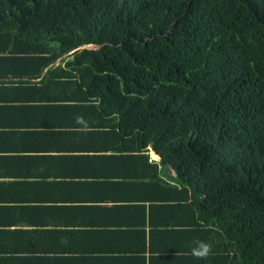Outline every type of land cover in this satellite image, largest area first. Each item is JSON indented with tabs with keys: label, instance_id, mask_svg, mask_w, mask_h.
<instances>
[{
	"label": "trees",
	"instance_id": "1",
	"mask_svg": "<svg viewBox=\"0 0 264 264\" xmlns=\"http://www.w3.org/2000/svg\"><path fill=\"white\" fill-rule=\"evenodd\" d=\"M0 35L71 55L194 191L200 264H264V0H0Z\"/></svg>",
	"mask_w": 264,
	"mask_h": 264
},
{
	"label": "crops",
	"instance_id": "2",
	"mask_svg": "<svg viewBox=\"0 0 264 264\" xmlns=\"http://www.w3.org/2000/svg\"><path fill=\"white\" fill-rule=\"evenodd\" d=\"M70 56L0 35V264H200L194 191Z\"/></svg>",
	"mask_w": 264,
	"mask_h": 264
},
{
	"label": "clouds",
	"instance_id": "3",
	"mask_svg": "<svg viewBox=\"0 0 264 264\" xmlns=\"http://www.w3.org/2000/svg\"><path fill=\"white\" fill-rule=\"evenodd\" d=\"M82 120V117H77V121L79 122ZM210 245L207 244L206 242H200V249H199V254L204 255L207 254V252L210 250Z\"/></svg>",
	"mask_w": 264,
	"mask_h": 264
},
{
	"label": "water",
	"instance_id": "4",
	"mask_svg": "<svg viewBox=\"0 0 264 264\" xmlns=\"http://www.w3.org/2000/svg\"><path fill=\"white\" fill-rule=\"evenodd\" d=\"M84 49H92V47H83Z\"/></svg>",
	"mask_w": 264,
	"mask_h": 264
}]
</instances>
